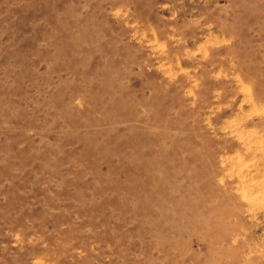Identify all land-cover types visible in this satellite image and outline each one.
Returning <instances> with one entry per match:
<instances>
[{
	"label": "rangeland",
	"instance_id": "obj_1",
	"mask_svg": "<svg viewBox=\"0 0 264 264\" xmlns=\"http://www.w3.org/2000/svg\"><path fill=\"white\" fill-rule=\"evenodd\" d=\"M0 264H264V0H0Z\"/></svg>",
	"mask_w": 264,
	"mask_h": 264
}]
</instances>
